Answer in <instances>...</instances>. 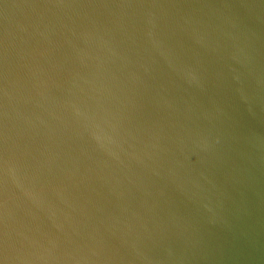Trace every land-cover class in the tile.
Masks as SVG:
<instances>
[{"label":"water","instance_id":"1","mask_svg":"<svg viewBox=\"0 0 264 264\" xmlns=\"http://www.w3.org/2000/svg\"><path fill=\"white\" fill-rule=\"evenodd\" d=\"M0 264H264V0H0Z\"/></svg>","mask_w":264,"mask_h":264}]
</instances>
